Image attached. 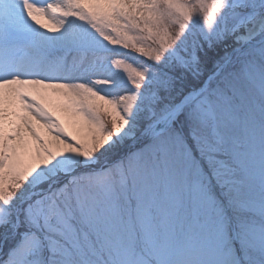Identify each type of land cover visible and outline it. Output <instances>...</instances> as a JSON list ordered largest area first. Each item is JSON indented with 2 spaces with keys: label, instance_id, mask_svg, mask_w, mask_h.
Returning a JSON list of instances; mask_svg holds the SVG:
<instances>
[{
  "label": "snow or ice",
  "instance_id": "obj_1",
  "mask_svg": "<svg viewBox=\"0 0 264 264\" xmlns=\"http://www.w3.org/2000/svg\"><path fill=\"white\" fill-rule=\"evenodd\" d=\"M0 264H264V0H0Z\"/></svg>",
  "mask_w": 264,
  "mask_h": 264
}]
</instances>
